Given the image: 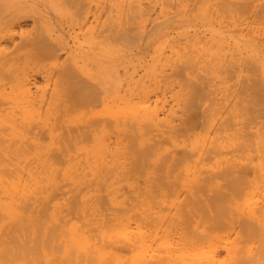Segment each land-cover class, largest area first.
<instances>
[{"label": "bare ground", "instance_id": "6f19581e", "mask_svg": "<svg viewBox=\"0 0 264 264\" xmlns=\"http://www.w3.org/2000/svg\"><path fill=\"white\" fill-rule=\"evenodd\" d=\"M16 1L18 0H0V264H106L107 256L111 252L116 253L120 248L131 250L137 246L135 239L142 240L143 237L152 235L153 233L143 230V225L153 223L155 219L164 220L169 217L164 209H177L169 220L183 223L182 228L185 229H181L179 233L183 237L192 233L194 244L219 234V229H224L222 226L225 225L237 232L239 240L243 237L242 241H239L240 244L246 237L256 238L264 233V204L258 203V200L261 202V197L257 199L254 190L256 188L254 191L253 187L251 188L255 184L250 183L253 179L259 181L261 174L264 177V150H261L264 148V121L259 124H254L253 121L257 114L264 113V46L258 48L252 39H249L251 49L247 47L245 51L236 46L238 55L233 53L231 62L232 68L234 65L235 69L231 68V72L228 70L225 74L228 76L229 72L233 73L235 84L239 81L242 83L236 65L240 67L245 83L239 82L242 91L238 87L237 90L245 96L236 95L238 105L235 109L233 107L228 110L227 116L218 127L223 134H218L211 145L207 144L208 138L203 144L201 139L188 143L183 136L187 138V132L196 131L198 118L207 117L209 113L204 116L205 108L203 111L200 110L201 107L197 109L195 101L191 105L196 106L194 110L201 115L198 116V113L194 112L185 119L181 117L183 120L181 119L179 124L172 118L162 119L159 109L154 108L156 105L153 107L155 110H148L147 106L145 112L135 110L130 117L116 113L113 120V115H86L84 111H80L97 104L108 106L109 100L103 96V92L107 79H112V75H117L118 78L117 101L124 99L127 93L134 95L138 87V84H135L138 83L135 75L130 73L132 76L128 75L130 79L125 81L122 77L124 75L120 74L122 67L111 58V54L115 56L114 51L111 56L110 51L105 52L106 46L111 50L112 44L108 43L107 38L112 37L115 31L117 34L122 30L117 35L130 34L134 29H121L117 21L110 18L111 22L115 21L112 25L108 22V27L106 24L101 26V33L105 38L101 52L87 49L79 55V51L73 50L70 39L72 37L58 34L59 30L53 26L44 8L39 9L36 3L29 13L26 12V3L16 5ZM70 1L74 4L73 7H79L80 14L82 10L83 21L79 22V32H83L92 17H96V11L91 9L89 4L83 6L80 0ZM247 3L246 11L255 5L250 0ZM52 4L54 7L53 0ZM262 6L264 17V2ZM118 7L120 8L119 5ZM121 7L119 11L125 9L122 5ZM28 18H33L35 25L37 22L46 23L50 31L46 34L47 37L40 36L37 25L34 32L25 31L21 35L22 39L17 41V29L22 30L23 21ZM73 18L74 15L71 14V19ZM115 23L116 26L113 25ZM62 25L63 22L60 27ZM244 42L245 40L242 44ZM64 54H70L69 59L59 67L57 62L62 60ZM202 54L197 56L206 55L205 52ZM195 56H180L184 59L180 58L182 65L178 63L177 66L174 65L177 64L174 60L175 68L171 67L173 74H183L184 68H192L193 64L195 68V64L201 61L197 62L200 59L198 58L195 63ZM46 60H53L54 66L44 63ZM34 63H39V66L33 65ZM171 63L173 62L170 61ZM88 65L98 70L100 80L94 77V71L88 68ZM211 65L215 66L216 63L212 61ZM228 65L224 66L225 70ZM256 66L262 73L248 74L251 68ZM218 72H215V75L219 80L216 74ZM40 79L46 83L45 87L41 86ZM50 84L52 88H48ZM226 91L228 92L227 88ZM203 93L202 99L205 94ZM199 95L201 93H195L194 98ZM229 96L227 98H232L235 94ZM161 109L164 110L160 107ZM186 111L191 113L189 109ZM110 120L113 126H110ZM207 125L205 124V129ZM157 131L159 136L156 135ZM178 135L184 139L177 140ZM111 136L115 138L114 141ZM45 137L51 139L50 144L41 142ZM108 137L113 141V145L112 142H104ZM251 137L254 141L258 140L260 145V149H256L255 153L251 149ZM180 140L185 141L184 145ZM168 141L172 146L167 147ZM30 145L33 148H30ZM29 153H35L42 158H36L38 167L35 166L37 168L34 171L33 165L31 170L26 172L29 165L22 159H26L23 157ZM127 158L130 159L129 162ZM39 164L42 165V172L37 171L41 166ZM254 169L257 178L254 176L247 179L249 172ZM24 173H28V177H25ZM244 187L248 188L245 193ZM95 188L96 192L106 189L110 193L105 202L92 201ZM65 189L71 191L70 198L61 203L57 197L60 190ZM84 190L86 193L83 197L81 192ZM168 191L177 192L171 196L166 194ZM121 192L124 194L120 199ZM184 192L186 197L182 199L181 194ZM251 196L256 197V201ZM52 201V210L45 206L35 208L36 203L47 204ZM109 204L125 209V214L104 217L102 221L103 226L106 223L121 225L122 219L125 218V228L116 234L108 235L103 229L100 230L101 239L105 242L111 238L126 239L120 243L114 241L115 244L112 241L109 246L111 252L107 251L105 242L99 244L91 237L89 230H83L86 227L84 224L71 223L64 214L65 211L72 214L77 210L82 213L83 222H86L89 214L91 216L92 211H88L92 209L91 205L100 210ZM133 217H136L138 227V230L134 231L126 225V218ZM190 221L205 224L192 230L190 226L185 227ZM189 238L191 239V236ZM185 239L182 238L184 241ZM75 247L78 248L76 253ZM233 247L227 251L230 253L233 249L234 252ZM251 248L248 249L249 252ZM237 250L235 255L239 254L240 249ZM245 250L247 252V249ZM245 250L242 255L247 257L242 256L243 260L238 259L240 254L236 258L233 255L234 260L238 259L234 264H254L257 252L254 254L253 251L251 257H248ZM217 252L219 253L215 251L213 254ZM210 255L208 256H213L212 253ZM209 259L212 261V258ZM148 260L143 264H164L166 261L162 256H152ZM213 261L216 263L217 260ZM193 263L195 262L191 264ZM222 264H226V261Z\"/></svg>", "mask_w": 264, "mask_h": 264}, {"label": "rangeland", "instance_id": "374dc122", "mask_svg": "<svg viewBox=\"0 0 264 264\" xmlns=\"http://www.w3.org/2000/svg\"><path fill=\"white\" fill-rule=\"evenodd\" d=\"M38 1L39 2H35V0H20L19 2L18 0L16 1L17 2L16 5L21 3H26L27 5L26 12H29V10H31L34 4L38 3L39 5L38 8L45 9L53 26H55L56 30L57 29L59 30L58 34L66 35L68 38L69 36L72 37L70 39H72L71 44L73 46V50L79 51V55L82 54L87 49H93L97 52H101L103 48V41L105 40V38L102 36L101 33L102 32L101 26L102 24L104 26L106 24L108 27V22L109 23L111 22L110 18L112 20H116L117 24H119V27L121 29H127V30L129 29V31L131 29L135 30L134 32L133 30H131L132 33L130 34L123 33L120 35L117 34L122 32V30H120L117 34L115 31L112 37L107 38L108 43L112 44L111 50H109L110 48L106 46V51H105V52L110 51V53L108 52L109 55L114 51L113 53H115V56L113 54H111L112 56L111 55L110 56L115 62H117V65H120L122 67L120 68V74L121 76L124 75L122 77L123 79L125 78V81L130 79V77L128 78V75L129 76H132L133 74L135 75V80H138L136 81L138 83L135 84H138L137 85L138 87L134 92V95H131V92L127 93V95L124 96V99L117 101L116 97H118V95L116 91V86L118 84V78L117 75H115L116 78L114 77V75H112L110 76V78L112 77V79H107V86L105 92H103L104 93L103 96L108 98L109 100L108 106L103 104H97V105L85 107L80 111H84L86 115L105 114L108 117H110L109 115L111 116L113 115L111 118V120H113L114 114L116 113H121L122 116L130 117L131 113L135 110L140 112L141 111L145 112V110L147 111V108L148 110H153L154 108H156L159 109L160 117L162 119L172 118L176 124H179L187 116L189 117L192 116L194 112L196 113V111L194 110L196 106L198 107V108L196 107L197 109L201 107L200 108L201 111H203V109L205 108L206 113L204 114L203 112L201 113L205 116V114L209 112L211 116L208 113L207 114L208 116L206 115L207 117L201 116L202 118L201 117L198 118L197 115L199 116L201 114L199 112H197L198 114L196 113L197 114L196 117L198 118L196 124L198 125V127L197 125L195 126L197 127V130L190 133L187 132L186 133L187 138L185 137V135L183 136L185 138V141L188 143H191L196 139L197 140L201 139L203 144L204 140L208 138L207 144L211 145L214 139L216 138V136L222 133V131H220L218 127L220 123L224 120V118L227 116L228 110L233 107L234 109L237 107L238 104L236 102V95L239 94L242 97L245 96L241 92L242 86H240L241 89L239 88L238 83L239 82L241 83V81L235 84L236 81L234 82L235 80V78H233L234 75L233 73L230 74L231 72L230 70L232 68L231 62L233 59V53L238 55L236 46L242 47V49L245 51L247 47L251 49V44H249L250 43L249 39H252V41H254V43L258 46V48L264 46V17H263V6H262L264 0L257 2L256 0H250L253 1L255 5L248 11H246L245 8L246 5L248 4L247 3L248 0H80L79 2L83 6L89 4L91 6V9L93 8V10L96 11V17L94 16L92 17L90 23L83 32H79L80 23L83 21L82 10L80 14L79 7L77 6L73 7L74 4L71 3L70 0H53L55 2L54 7L52 4V0H38ZM10 2L11 1H9V3ZM118 5L120 6V8L118 7ZM121 5L123 6V8L125 7L126 10L123 9L122 11H119L122 8ZM105 8H106V13H104ZM40 11L42 12V10ZM71 14L74 15L73 19H71ZM45 19L47 20V18ZM62 22L63 25L60 27V23ZM112 22L110 23L111 25ZM117 24L115 23L113 25L116 26ZM37 25L40 36L47 37L50 31L46 23L43 24L37 22ZM37 25H35L33 18H28L24 20L23 29L22 30L17 29L16 40L20 41L22 39L21 35L25 31L34 32L35 27ZM116 37L120 39H117ZM240 39L242 41L245 40L246 43L244 42V44H242V41H239ZM237 42H239L241 45H237L238 44ZM147 47L149 50L147 49ZM204 52L206 54L204 55L205 57L204 56H202L203 58L198 57L200 54ZM70 54L69 55L64 54L62 60L57 62L59 64V67H61V65L66 59H69L68 57L70 56ZM179 54H181L180 56L188 55L193 57L195 55L197 56L198 54V56L197 57L195 56L196 58H194L195 63L201 60L200 63L202 61L204 62L206 61L205 63H207V65L204 62H202L201 64L200 63L195 64L196 67L198 68L196 67L194 68V64H193L192 68L188 67L191 70L193 69L192 71H190L187 68L185 70L184 68L183 71L185 73L182 71L183 74L181 72H175V74H173L174 70L171 67L174 65L177 66L181 64L182 61L179 60L181 58ZM198 58L200 59L198 60ZM213 58H216L217 60L216 59L213 60ZM196 59L198 60L197 62ZM219 59L222 60L221 63H220L221 60ZM53 60H55V58ZM53 60H46L44 61V63L54 66ZM174 60L177 64H174ZM215 60L216 62H214ZM170 61H172L173 63L170 64ZM212 61L213 63H216L215 66H213L214 64L211 65ZM223 62L227 64H224ZM209 64L211 66H208ZM33 65L39 66V63H34ZM226 65H228L230 69L226 67L227 69L225 70L224 66ZM91 66L92 65H88V68H91L94 71V75H95L94 77L95 78L98 77V80H100L99 79L100 76L97 75L99 74L98 70L93 69ZM125 67H127L129 71L126 70L127 68ZM256 67L255 68L252 67L248 74L250 73H254L256 75L261 74L262 73L261 69L257 67L256 70ZM173 68H175V66ZM234 69L235 68L233 65L232 70ZM163 70L166 73L165 72L163 73ZM228 70L230 71L229 75H231V77H229V75L226 76L227 74H225L227 73L226 71ZM236 70L239 73V77L241 76L240 78L243 83L244 80L240 72V67L237 65H236ZM215 72H218L216 74L219 80L221 79L220 78L221 76L223 77V75L226 76L227 78L224 77L222 78L223 80L221 79V81H219L218 79H216ZM130 73H132V75H130ZM178 73H180V75L182 76H180ZM40 80L42 83L41 86L45 87L46 83H43L44 81L42 79ZM50 87L52 88L51 84L48 86V88ZM237 87L241 91H238L239 89ZM198 88L201 89L200 92ZM226 88L228 92L226 91ZM193 89L194 91H192ZM202 90L205 91L204 92L205 94L203 93ZM195 93H201V95H199L197 98L196 97L194 98ZM202 93L204 94L203 99H202ZM226 93H228L229 95H232V93H234L235 97L227 98L229 95H226ZM245 93H246V86H245ZM194 101L197 104V105L195 104L196 106H192L195 103ZM157 102L160 103L158 104ZM192 102L194 103L192 104ZM150 103L152 105H150ZM154 105H156L157 107H154ZM146 106L147 108H145ZM160 107L164 108V110L161 109L162 110L161 111ZM188 109L191 111L190 114L186 111ZM181 117H183V119ZM111 120H110V126H113ZM253 121L254 124H259L262 121H264V113L257 114ZM201 124H202L201 126L202 128L200 127ZM205 124H208L206 129L204 128ZM158 132L159 131L156 132L157 133L156 135L159 136ZM179 136L180 135L177 136L178 137L177 140L179 138L184 139L182 136L180 137ZM113 139L115 140L114 137L112 138V140ZM251 140L253 141V144L251 145V149L255 153L256 149L258 148L260 149V145L257 142L258 140L254 141L252 137ZM113 141H111L110 137L104 140L106 144L112 142L111 145H113ZM181 141L182 140H180V142ZM41 142H43V144L45 145L50 144L51 139L49 137H45L42 138ZM184 142L182 141L181 144L184 145L183 144ZM168 143L169 141L166 142V145H168L167 147L172 146L171 144ZM30 148L33 147L30 145ZM261 150L263 151L264 148ZM38 157L40 156L36 155L35 153H29L28 156L23 157L26 159H22V160L28 162L26 164L27 166L29 165L28 167L30 168L29 169L27 167L26 172L31 170L33 165H34V169L32 168V171H34L35 168L38 167V160L36 162V158ZM126 160L127 162L130 161V159L128 158ZM39 167L40 168L37 169V171L42 172L43 171L42 170L43 168L41 169L42 165ZM255 172H256L255 169L253 172L251 173L249 172L247 179H251L254 176L256 177L257 175L255 174ZM24 175L25 177H28V173H24ZM261 176H260L261 179H259V181H257L258 179H255V181H253L254 180L253 179L252 181L250 180L251 181L250 183L254 182L252 184L253 185L255 184V186H251V188L253 187L252 191L255 190V193H257V195L255 194L257 199L258 197H261L259 198L261 199V202L258 200V203L263 202L264 204V186H263L264 177L263 174H261ZM141 181H143L142 178ZM261 183H262L261 185L262 187L260 186ZM64 188H66V186ZM248 188L243 189V193L247 192ZM60 191L61 192L59 193L57 200L61 203H64L68 198H70L71 191H67L66 189ZM176 192L168 191L166 192V194L173 196L176 194ZM250 192L251 191L249 190V193ZM85 193L86 190L82 191L81 195L84 197ZM96 193H98V197H96ZM123 194H124L123 192L119 193L120 199L123 197ZM78 195L80 197L79 193ZM93 196H94L92 200L93 202H95L96 200L105 202L108 199V196H110V193L107 192L106 189H103L102 191L98 190L96 192V188H95L93 189ZM185 197H186V192L181 194L182 199H184ZM256 197H254V200ZM36 204H37V206L35 207L36 209L45 206L46 208L52 210L54 201L48 202L47 204H40V203H36ZM91 206L92 209L88 210V211H92L91 216L89 214V219H87L86 222H83V215L81 212H78L77 210H75L72 214H69L70 212L65 211L64 212L65 217L68 218L71 223L79 222L81 224H84L86 227H84L83 230L85 229L89 230L91 237H93L94 240L99 244L105 242L101 239L102 237L100 232L101 229H103L106 234L113 235L116 234L119 230L125 228V218L122 219L121 225L106 223L103 226L104 222H102L104 221V217L114 216L115 214L118 213L125 214L124 207L119 208L113 206L112 204H109L104 209L99 210L94 208V205ZM176 211L177 209H164L165 214L168 215L169 217H167L164 220L155 219L153 223L144 224L143 230L153 234L143 237L142 240L135 239L137 241V243H135L137 244V246L135 245V247L131 250L120 248L116 253H113L109 249V246L110 244H112V241L113 244H115L114 241L120 243V242H124L126 239H121V238L108 239L105 243L107 244V251L111 253L107 256L106 264H141L142 259H143L142 262L143 264L144 261L145 262L149 261L148 260L149 257L152 256L164 257L166 259L164 264H191L192 262H195L196 264H212L214 263L213 260H217L216 263L218 262L219 264L225 263V261L226 264H230V262L233 260L231 264H234L233 262H235L236 260V259L234 260V256L236 258V256L240 254L238 256V259L240 258L242 259V256L245 254L243 250L245 249H247V252L246 250L245 252L246 254L248 253L249 255L248 257H251V253L253 251L254 254L257 252V254H255L256 256H255L254 264H264V233L259 234L258 237L256 238L247 239L246 237V240L244 238V242L240 244L241 242L239 241H242L243 237L242 239L240 238L241 240H239L238 236H236L237 232H234L233 230H231L229 226L225 225V227L227 228L222 226L224 229H219L218 231L219 234H216L215 236L212 237L210 236L206 240H202L201 242L199 241V243L197 242V244L196 243L194 244L192 242L193 241L191 235L192 233H188L186 236H184L186 237V239L180 234L181 231L185 229L182 228L184 227L183 223L173 222L169 220V218L172 217L171 214L172 213L175 214ZM197 223L198 222L190 221L187 225H185V227L190 226V228H193L192 230H194L199 228L198 225L202 227V225L205 224V223L203 224L202 223L197 224ZM207 224L208 223H206V225ZM126 225L130 227V230L132 231L138 230L136 217L130 219L126 218ZM238 229H240V227ZM180 235L182 236L183 239H185V241L182 240ZM189 236H191V239L189 238ZM186 240H188L190 243L186 242ZM232 245L239 248L241 252L238 251L239 249L238 250L235 249ZM230 247L234 248L235 250L234 252L232 251L233 249H231V252L233 253L228 252L230 251L229 250ZM250 247L252 248L249 252L248 249H250ZM254 248L255 250L256 249L257 250L255 251ZM76 250H78L77 247L74 248L75 253ZM236 250L239 252L238 255L234 254ZM215 251H219L220 255L218 252H217L218 254L217 253L213 254V252ZM210 253H212L213 256L215 255L214 257L216 259H214L213 256L210 257L211 256ZM208 257L212 258L213 262ZM246 257L247 255L244 258ZM227 260H229V263H227Z\"/></svg>", "mask_w": 264, "mask_h": 264}]
</instances>
